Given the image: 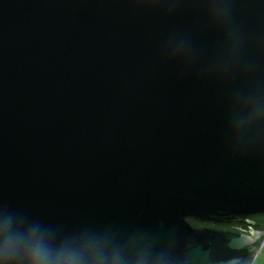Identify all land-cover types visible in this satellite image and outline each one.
<instances>
[{"label":"water","instance_id":"95a60500","mask_svg":"<svg viewBox=\"0 0 264 264\" xmlns=\"http://www.w3.org/2000/svg\"><path fill=\"white\" fill-rule=\"evenodd\" d=\"M259 215L264 0H0L6 260L254 264Z\"/></svg>","mask_w":264,"mask_h":264},{"label":"clouds","instance_id":"9594fccd","mask_svg":"<svg viewBox=\"0 0 264 264\" xmlns=\"http://www.w3.org/2000/svg\"><path fill=\"white\" fill-rule=\"evenodd\" d=\"M44 259H33V258H26V264H113L108 258H105L102 261H95V260H87V261H80V260H67V259H57L54 253H44Z\"/></svg>","mask_w":264,"mask_h":264},{"label":"trees","instance_id":"16d2710c","mask_svg":"<svg viewBox=\"0 0 264 264\" xmlns=\"http://www.w3.org/2000/svg\"><path fill=\"white\" fill-rule=\"evenodd\" d=\"M262 218H264V215H259V216H257L258 221L261 222V224L263 225V229H264V222H262ZM193 223H194L197 227H202V225H201L200 223H198V222H193ZM224 229H225V228H224ZM263 241H264V239L262 238V239L256 244L257 248H259L260 246H262Z\"/></svg>","mask_w":264,"mask_h":264},{"label":"snow or ice","instance_id":"6c2138e0","mask_svg":"<svg viewBox=\"0 0 264 264\" xmlns=\"http://www.w3.org/2000/svg\"><path fill=\"white\" fill-rule=\"evenodd\" d=\"M262 222H264V218H262ZM245 242H249V241L245 239ZM0 264H12V262L5 259L2 251H0Z\"/></svg>","mask_w":264,"mask_h":264},{"label":"rangeland","instance_id":"374dc122","mask_svg":"<svg viewBox=\"0 0 264 264\" xmlns=\"http://www.w3.org/2000/svg\"><path fill=\"white\" fill-rule=\"evenodd\" d=\"M255 264H264V248L261 254L258 255Z\"/></svg>","mask_w":264,"mask_h":264},{"label":"flooded vegetation","instance_id":"af4514ba","mask_svg":"<svg viewBox=\"0 0 264 264\" xmlns=\"http://www.w3.org/2000/svg\"><path fill=\"white\" fill-rule=\"evenodd\" d=\"M263 248H264V245H263V247H262V249H261V251H260V254H261V252H262ZM256 259H257V258H256ZM255 262H256V260H255ZM255 262H254V264H255Z\"/></svg>","mask_w":264,"mask_h":264}]
</instances>
